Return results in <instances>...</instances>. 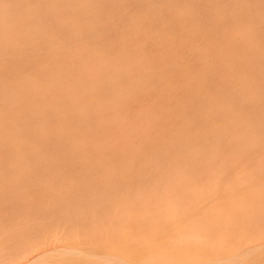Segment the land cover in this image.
<instances>
[{"label":"bare ground","instance_id":"obj_1","mask_svg":"<svg viewBox=\"0 0 264 264\" xmlns=\"http://www.w3.org/2000/svg\"><path fill=\"white\" fill-rule=\"evenodd\" d=\"M230 151L264 153V0H0L1 188L75 155L39 183L199 185L162 158ZM249 246L195 263L241 264L264 245Z\"/></svg>","mask_w":264,"mask_h":264},{"label":"rangeland","instance_id":"obj_2","mask_svg":"<svg viewBox=\"0 0 264 264\" xmlns=\"http://www.w3.org/2000/svg\"><path fill=\"white\" fill-rule=\"evenodd\" d=\"M263 154L162 158V169L170 162L184 166L179 175L173 170L171 177L182 176L177 178L182 181L185 170L186 179L191 176L199 185L39 183L42 178L68 174L69 164L81 161L76 155L57 160L64 168L55 172L15 171L26 182L0 187V264H11L25 251L44 245L49 252L32 264H108V258L126 264H204L195 262L227 257L228 249L240 242L264 245ZM43 160L52 161L49 156ZM209 162L227 168L218 165L208 170ZM219 176L223 181L217 187ZM211 181L212 188L207 185ZM241 264H264V246L250 252Z\"/></svg>","mask_w":264,"mask_h":264}]
</instances>
